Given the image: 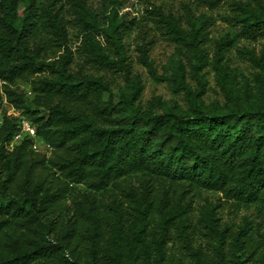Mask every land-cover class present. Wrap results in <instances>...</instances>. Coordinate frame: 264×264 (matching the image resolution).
Wrapping results in <instances>:
<instances>
[{"label": "trees", "instance_id": "trees-1", "mask_svg": "<svg viewBox=\"0 0 264 264\" xmlns=\"http://www.w3.org/2000/svg\"><path fill=\"white\" fill-rule=\"evenodd\" d=\"M58 1L0 0V105L5 101L33 121L51 148L50 155L36 152L24 137L10 149L19 119L2 114L0 264H171L173 249L179 260L198 264H264V240L247 228L228 233L213 211L199 226L190 216L191 201L202 190L220 192L236 208L264 209V53L244 51L259 69L256 102L237 97L229 110L205 109V66L211 64L222 89L231 92L226 54L232 39L218 40L210 60L201 47L202 26L194 23L187 32L156 8L157 22L191 47L190 73L198 88L187 83L183 63L169 79L190 96L191 112L156 103L138 107V80L130 82L132 94L115 103L103 76L84 72L83 64L71 71L73 52ZM255 1L236 2L244 14L236 16L240 35L252 40L264 37V1ZM76 13L86 63L129 75L122 23L111 17L103 30L106 46L95 33L96 15L82 2ZM140 51L150 75L167 80L157 74L148 48ZM19 78L29 80L33 100L17 87ZM200 232L210 238L208 250L196 244Z\"/></svg>", "mask_w": 264, "mask_h": 264}, {"label": "rangeland", "instance_id": "rangeland-1", "mask_svg": "<svg viewBox=\"0 0 264 264\" xmlns=\"http://www.w3.org/2000/svg\"><path fill=\"white\" fill-rule=\"evenodd\" d=\"M45 0H38V3ZM86 4L90 12L96 15L100 26L95 31L97 38L109 46L103 30L109 27L111 17L120 26L121 40L124 45V54L131 66V72L125 73L120 69H109L101 67L95 63H86L84 53V32L83 25L78 21L76 9L80 2ZM264 1V0H262ZM236 2H248L255 5V0H59L56 8L67 25L68 44L73 52V62L71 71L75 72L83 64V70L86 73L103 78L110 83L112 99L115 103L120 102L124 96L132 94L130 82L138 80L140 86L139 96L135 104L147 109L152 107L153 103L158 104L160 108L168 110L174 106L186 113H190L191 100L185 90H179L172 78L173 72L179 63L186 66V80L192 90L198 88L197 79L190 73V61L192 59V50L190 45L180 42L164 23H158L156 8H160L165 14L175 16L183 29L190 32L193 24L202 26L205 31V39L201 47L204 49L210 60H213L216 44L218 40L229 37L232 39L230 50L226 54V65L229 67L231 75V92L228 93L222 89L218 83L216 71L211 64L204 67L207 80L205 93L201 97L203 108H212L219 106L222 110H229L237 106V97L244 104L256 102L260 97L258 84L254 79V73L259 69L253 65L249 54L245 50L254 51L257 56L264 53V37L252 40L240 35V22L236 16L244 15L236 7ZM148 48L149 59L153 62L157 74L167 78V80H158L152 77L148 68L141 63L140 48ZM62 49L59 53H63ZM114 55V54H113ZM119 58V55H115ZM48 74V72H44ZM17 87L23 91L29 101L33 100L29 80L19 78L16 81ZM233 94V95H230ZM110 98L109 92L103 93V99ZM3 113L15 116H23L20 111L15 110L10 104L3 101L0 105V118ZM42 115L46 111L42 110ZM33 122V121H32ZM24 137H29L33 142V149L36 152L50 155L51 148L38 135L29 136L21 132L10 142L9 148L12 149ZM132 180H136L133 178ZM82 190L85 186H79ZM99 198H108L107 195L98 194ZM192 209L190 216L192 223L199 226L204 223V214L213 211L222 224L227 227L229 232H236L241 227H245L254 236L255 240H264V209L256 205L236 208L229 201H225L222 194L217 191L202 190L192 199ZM210 238L205 233H198L197 242L206 250L209 249ZM216 244L212 242V247ZM211 248V247H210ZM173 253V262L171 264H198L196 260L182 258L180 254ZM249 263L244 264H251Z\"/></svg>", "mask_w": 264, "mask_h": 264}, {"label": "built area", "instance_id": "built-area-1", "mask_svg": "<svg viewBox=\"0 0 264 264\" xmlns=\"http://www.w3.org/2000/svg\"><path fill=\"white\" fill-rule=\"evenodd\" d=\"M20 119L18 120L19 125V132L16 134V136L20 135L21 132H25L29 136H35L37 135L36 127L33 125L30 119H28L26 116H19Z\"/></svg>", "mask_w": 264, "mask_h": 264}]
</instances>
